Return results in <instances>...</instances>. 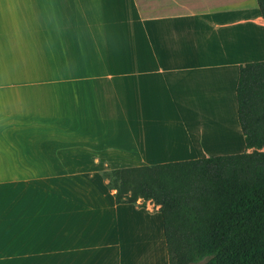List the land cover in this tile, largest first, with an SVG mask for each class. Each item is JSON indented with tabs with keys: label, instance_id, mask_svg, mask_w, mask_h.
<instances>
[{
	"label": "crops",
	"instance_id": "0c3cea01",
	"mask_svg": "<svg viewBox=\"0 0 264 264\" xmlns=\"http://www.w3.org/2000/svg\"><path fill=\"white\" fill-rule=\"evenodd\" d=\"M209 2L160 4L143 65L114 68L95 0H0V264H169L158 207L116 203L103 174L218 156L213 113H237L241 65ZM9 122L51 126L55 143L19 148Z\"/></svg>",
	"mask_w": 264,
	"mask_h": 264
},
{
	"label": "trees",
	"instance_id": "16d2710c",
	"mask_svg": "<svg viewBox=\"0 0 264 264\" xmlns=\"http://www.w3.org/2000/svg\"><path fill=\"white\" fill-rule=\"evenodd\" d=\"M236 105L251 152L103 174L116 203L158 207L169 264H264V61L239 67Z\"/></svg>",
	"mask_w": 264,
	"mask_h": 264
},
{
	"label": "rangeland",
	"instance_id": "374dc122",
	"mask_svg": "<svg viewBox=\"0 0 264 264\" xmlns=\"http://www.w3.org/2000/svg\"><path fill=\"white\" fill-rule=\"evenodd\" d=\"M115 10V14H120L124 19L128 18L125 28L130 26L131 30L138 31V34L127 36V32L121 30L117 25L108 26L104 24L106 10L98 0H95L94 8L100 23L101 34L107 54L108 63L114 68L119 66H140L143 65L142 42H143V20L156 19L164 16V11L160 4L167 0H110ZM210 13L217 12L222 17L223 26L229 29L230 36L225 40V45L237 60L233 71L238 66L249 62L264 61V24L261 19L255 0H210ZM113 32V38H108V30ZM112 35V34H111ZM239 53L238 58L237 54ZM241 53V55H240ZM118 75V74H117ZM95 105L99 102L97 96H93ZM218 107L216 106V109ZM219 109V108H218ZM233 103L229 102L225 106V115L213 113L216 116V123L221 124L220 131L223 132L225 139L221 142V150L216 155H229L251 152L245 148L243 135L240 131L237 113L233 116ZM6 139L14 142L16 146H28L32 141H41L39 144H54L51 138V131L55 130L51 126H42L37 122L18 123L9 122ZM217 128V129H218ZM51 139V141H49ZM45 142V143H44ZM35 145V144H34ZM21 148V147H19ZM215 155V154H213ZM111 171V170H110Z\"/></svg>",
	"mask_w": 264,
	"mask_h": 264
},
{
	"label": "built area",
	"instance_id": "2783aa9c",
	"mask_svg": "<svg viewBox=\"0 0 264 264\" xmlns=\"http://www.w3.org/2000/svg\"><path fill=\"white\" fill-rule=\"evenodd\" d=\"M146 203H147V202H146ZM146 203H145V204H146Z\"/></svg>",
	"mask_w": 264,
	"mask_h": 264
}]
</instances>
